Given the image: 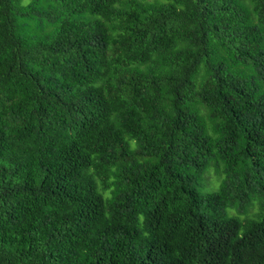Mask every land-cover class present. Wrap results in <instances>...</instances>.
<instances>
[{
    "label": "trees",
    "instance_id": "obj_1",
    "mask_svg": "<svg viewBox=\"0 0 264 264\" xmlns=\"http://www.w3.org/2000/svg\"><path fill=\"white\" fill-rule=\"evenodd\" d=\"M0 264H264V0H0Z\"/></svg>",
    "mask_w": 264,
    "mask_h": 264
},
{
    "label": "rangeland",
    "instance_id": "obj_2",
    "mask_svg": "<svg viewBox=\"0 0 264 264\" xmlns=\"http://www.w3.org/2000/svg\"><path fill=\"white\" fill-rule=\"evenodd\" d=\"M259 197H256L252 204L250 206H248L244 211L240 210V214L239 215L237 213V216H239L240 218H255L257 216V214L255 213L257 211V209L259 208L257 203H258Z\"/></svg>",
    "mask_w": 264,
    "mask_h": 264
}]
</instances>
